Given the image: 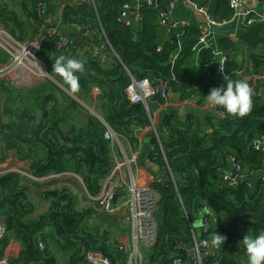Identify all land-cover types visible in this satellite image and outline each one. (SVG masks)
<instances>
[{
    "label": "trees",
    "instance_id": "1",
    "mask_svg": "<svg viewBox=\"0 0 264 264\" xmlns=\"http://www.w3.org/2000/svg\"><path fill=\"white\" fill-rule=\"evenodd\" d=\"M190 1L212 2V16L217 23L238 16L229 0ZM152 2L86 0L80 5H67L60 15H55L52 0H0V27L21 42L33 38L32 34L35 38L43 37L39 56L49 74L70 91L63 79L52 72L61 50L57 47L58 39L49 35V29L57 27L62 35L67 34L75 46L65 50L66 57L85 62L84 71L79 74L80 90L73 94L83 99L99 90L97 111L114 131L135 145L136 129L151 125L150 113L153 116L156 108L150 104L148 111L143 104L130 102L126 89L134 79L161 78L180 101L196 100V108L184 118L178 112L161 116L159 127L167 160L158 153L157 140H151L155 150L150 148V158L161 167H170L180 195L171 172L167 171L163 185L157 186L161 194L157 213L159 234L156 245L147 253L146 264H172L176 256L190 262L188 252L176 247L188 246L195 235L199 236L197 229L200 239L213 241L216 233L226 237L220 247L213 245L215 254L205 264H247L239 241L247 233L258 235L264 231V153L252 147V141L264 134V99L260 93L264 86V20L250 14L237 38L225 33L222 27H214L211 34L225 58L224 73H220L214 46L197 49L204 34L203 25L193 20L183 31L174 28L168 34L160 26V13L173 0ZM126 3L136 8L140 5L139 20L129 11L131 23L122 21ZM39 4H45L46 8L39 11ZM263 4L264 0H260L257 9ZM193 13L185 0H178L173 17L175 21L188 20L184 17H193ZM3 52L6 58L0 52V65L9 62L8 54ZM196 54L202 67L197 66ZM245 55L252 66L244 72L240 58ZM246 74L252 78L247 79ZM225 77L233 81L243 78L252 86V108L244 117L229 115L220 108L225 115L209 114L205 96L213 87L226 85ZM51 82L23 89L0 83V91L5 93L0 97V164L11 150H16L19 161H30V171L35 177L71 172L81 177L89 194L96 195L101 181L113 168L105 139L107 125ZM21 92L31 93V100L35 101L31 108L22 107L17 115L13 104L18 102L17 95ZM157 98L165 104L160 96ZM234 164L241 166L240 173L246 179L232 183L225 178L232 174ZM34 196L48 203L47 211L38 219L32 218L37 210ZM79 201L70 187L51 186L40 191L21 174L0 176V224L7 227V236L0 243V264L7 261L14 249L19 251L14 264L85 263L88 252L101 253L113 261L122 258L123 251L112 232L92 228L89 223L93 220V209L80 210ZM206 207L210 210L205 217L209 229L204 231V227L195 228L189 220L194 224ZM50 241L65 252L63 262L48 253ZM41 242L44 248L40 247Z\"/></svg>",
    "mask_w": 264,
    "mask_h": 264
},
{
    "label": "built area",
    "instance_id": "2",
    "mask_svg": "<svg viewBox=\"0 0 264 264\" xmlns=\"http://www.w3.org/2000/svg\"><path fill=\"white\" fill-rule=\"evenodd\" d=\"M83 2H86V0H76L70 5H80ZM177 2L178 0H173L168 9L160 13V26L164 27L168 34H171L174 28L183 31L184 28L190 24L188 20L175 21L173 14ZM185 2L196 14L202 16L204 19V34L199 43V45H201L205 41V37L213 33L214 27L219 24L212 16L213 3L196 4L190 0H185ZM148 3L152 4L153 2L152 0H148ZM244 3H246V0H229V5L236 11ZM137 7L139 8L140 5H137ZM45 8V4L38 5L39 11H43ZM133 8L135 9L136 7L131 3H126L123 7L121 19L126 24L131 23V20L128 18V13L132 11ZM250 14H257L264 20V4L260 10L256 7L255 9H247L244 13L240 14L242 24L246 23ZM49 35L58 39L57 47L58 50H61L60 55L66 57L65 50L75 46L73 40L66 35H62L57 27L51 28L49 30ZM43 41V37H38L21 42L15 39L4 28L0 27V48L9 56V62L0 65V83L4 82V84L9 87L20 89L31 86V84L35 83L40 77H49L46 63L39 56ZM224 60L223 58L217 64V70L220 73H224V67L220 65L224 64ZM126 95L131 103H141L148 111H151L149 109L150 104H153V107L158 106L157 110H159L166 107L167 103L170 102L169 85L165 80L158 77L140 81L134 79L127 87ZM157 96H160V98L165 101V104H162ZM216 112L218 115H225V112L220 109H216ZM150 116L152 118L150 126L136 129L134 136L138 139V144L135 145V143L127 137L114 131L101 115H97L108 128L105 133V139L109 143V157L113 163V168L111 173L101 181V189L96 195L89 194L81 177L71 172L39 178L31 174L30 161H27L28 165L26 168H24V164L14 163L16 166H12L11 159L0 164V176L7 173H18L39 183L49 182L50 180L56 181L60 177H65L67 179L73 178L76 181H81L87 191V197L92 204V209L94 211L93 216L96 217L99 212H108L111 215L117 216L120 222V228L115 229L107 222L98 221L101 224L99 230L104 231L108 229L112 232L113 236H117L114 232H119L120 236L124 233L130 234V239L125 240L124 243L118 241L117 237L113 238L119 242L118 248L122 250L124 254L118 261H113L101 253L88 252L86 254L85 263L64 264H146L148 262L147 253L156 245L159 234L157 213L160 208L161 194L157 186L163 185L165 178H167L165 177L166 172H171L169 166L164 165L161 167L157 162L152 160L150 156L149 161L142 159L141 146L145 138H149L150 141L155 138L160 149L158 153L164 160H167V155L161 140L162 133L160 127L155 124L152 113H150ZM163 131L166 132L164 128ZM252 147L255 151L264 153V134L252 141ZM152 148L155 150V146L152 145ZM151 163L152 165H157L162 174L157 177L145 178L142 176L141 169L149 170V168H151ZM233 170L237 172L238 179H246V175L242 172L240 173L241 166L239 164H234ZM262 174H264V170ZM231 176V174H227L225 178L235 183L238 179H232ZM171 179L177 193L180 195L176 179L173 175ZM96 202L100 203V209L96 208ZM209 213L210 210L206 207L203 209V218L197 219L201 220L204 231L209 229V226H207V219L205 218ZM189 222L193 225L190 220ZM6 236L7 227L5 224H0V243ZM193 241L194 253L193 255L188 253L191 256L190 262H186L182 257L176 256L172 264H205V262L215 254L212 241L203 238L200 239V235H195ZM40 247L44 248L42 242L40 243ZM176 249L178 251L182 250L188 252L186 245L178 244Z\"/></svg>",
    "mask_w": 264,
    "mask_h": 264
},
{
    "label": "crops",
    "instance_id": "3",
    "mask_svg": "<svg viewBox=\"0 0 264 264\" xmlns=\"http://www.w3.org/2000/svg\"><path fill=\"white\" fill-rule=\"evenodd\" d=\"M52 1H54V6L53 7L55 9V15H60L62 9L65 6L72 4L76 0H52ZM131 13H132L133 17L135 18V20H138V18H139L138 8L134 9V11H131ZM237 14H238V16H236L235 18H233L231 21L225 22V23H222V24L221 23L217 24V26L219 28L222 27V30H224L225 33L233 36L234 38H237V36L240 35L241 30H242V28L244 26V24H242V22H241L240 13L237 12ZM184 18H188V20H189L190 23H192V21L194 20L197 23H199L200 25H204V19H203V17L200 16V15H198V14H196L195 12L193 13V17H190L189 18V17L186 16ZM65 35H67V34H65ZM70 36L71 37H75V38H78L79 37V35L77 36L76 34H71ZM162 38H163V40H166L167 36H166L165 33H163V37ZM82 39L83 38H81V40ZM215 39H216V37H213L212 34H208L205 37V41L203 42V44L198 45L197 46V49L200 50L201 48L203 49V48H206L208 46H214V48H215V56H216L217 62H219L220 60H222L224 58V56H223L222 52H220V50L217 47V45L215 44ZM240 61H241L242 65H243L244 72L248 68H250L252 66V61H251V59L249 58L248 55L242 56L240 58ZM196 63H197V66H199V67L201 66L197 54H196ZM244 72L242 71V73H244ZM246 76H247V79H251L252 78V75L246 74ZM99 93H100L99 90L98 91L97 90H93L91 92V95H89L88 98H86V97L85 98L88 100V102H89V99L91 100V104L89 103V106L97 114L101 115L97 111L98 110L97 109V104L98 103L96 101V98L99 97ZM260 93H261V95H262V97L264 99V86L262 87ZM0 97H1V91H0ZM196 105H197L196 100L182 102V101H180V99H179V97L177 95H175L173 93H170V102L167 103V106L164 107V108H162V109H159V110H157V108L154 109V111H153L154 122H155V124L157 126H159L160 125V122H161V120H160L161 119V116H163V115H165L167 113H170V112H178L179 113V116L181 118H184L188 112H191V111H193L194 108H196ZM210 111L211 112H209V114H211L212 116L218 115L217 112H216V109L213 110V109L210 108ZM150 144L153 145L151 143L150 139L149 138H145V141H144V143L141 146L142 147V159L143 160L145 159V160L149 161V150H148V148H150ZM11 152H12V154L14 153L16 155V150H11ZM11 152H9V156H10L9 158H11ZM156 166L157 165H152V163H151V168H149V170L141 169L142 176L145 177V178L157 177L158 176V170H159V168H157ZM25 179L27 180V177L26 176H25ZM28 182L31 183L30 181H28ZM60 183L63 186H65V187L72 188L75 191V194L77 193L76 192V188L78 187L77 183H76V185H73L70 182H68V179L65 178V177L62 179V181H60ZM38 189L40 191L43 190V188L42 189L38 188ZM86 209H88V208H86ZM93 214H94V211H93ZM98 221L99 220L96 217L93 216V220L89 224L92 226V228H98L99 229L101 227V224ZM1 224H4V223H1ZM114 234H117V236H113V238H116L117 237V240L118 241H122L123 243L125 242V240H129L130 239V234L129 233H124L121 236H120V233L119 232H114ZM50 242L51 243H54L52 241H50ZM51 243H50V247H49V250L50 251H48V253L50 254L51 257L57 259L59 262H63L62 261V258L65 256V252H63V250L60 249V247L58 246V244H56V243L51 244ZM15 250L16 249H14L12 251H15ZM16 252H17V256H19L18 249L16 250ZM12 254L13 253L11 252L10 255L8 256V258L6 259L7 261L11 259V255ZM7 264H9V263H7ZM11 264H14V261H12Z\"/></svg>",
    "mask_w": 264,
    "mask_h": 264
},
{
    "label": "clouds",
    "instance_id": "4",
    "mask_svg": "<svg viewBox=\"0 0 264 264\" xmlns=\"http://www.w3.org/2000/svg\"><path fill=\"white\" fill-rule=\"evenodd\" d=\"M84 68V60L60 55L54 60L52 72L63 79L72 93H77L81 87L79 74ZM225 79L226 85L213 87L205 96L206 103L213 110L220 108L229 115L244 117L252 108V86L243 78L234 81ZM225 239V236L216 233L213 245L220 247ZM239 243H242L247 264H264V231L258 235L247 233Z\"/></svg>",
    "mask_w": 264,
    "mask_h": 264
},
{
    "label": "rangeland",
    "instance_id": "5",
    "mask_svg": "<svg viewBox=\"0 0 264 264\" xmlns=\"http://www.w3.org/2000/svg\"><path fill=\"white\" fill-rule=\"evenodd\" d=\"M31 37H33V38H35L36 37V35L34 36V34H32L31 35ZM1 49V48H0ZM3 49H1L0 50V52H1V54H2V56L4 55V50L2 51ZM4 58H6V55H4ZM48 69V68H47ZM196 70L198 71V72H200V73H202L203 72V70L202 69H197L196 68ZM48 74H49V71H48ZM51 79H54V77L51 75ZM49 77H47V76H45V77H40L35 83H33V84H37V83H42V82H48L50 85H51V81H53V80H51ZM51 80V81H50ZM55 81H57V80H55ZM58 82V81H57ZM59 83V82H58ZM53 84V83H52ZM60 84V83H59ZM32 85V84H31ZM58 85V84H57ZM61 85V84H60ZM62 86V85H61ZM52 87V86H51ZM62 87H64V86H62ZM65 88V87H64ZM20 89H23V88H20ZM31 89H32V91H33V93L34 94H37V93H35L34 92V88L33 87H31ZM66 89V88H65ZM67 91H69L68 89H66ZM70 92V91H69ZM71 94H73L72 92H70ZM4 91H1V95H3L4 96ZM75 95V94H74ZM76 96V98L80 101V102H82L83 104H85L89 109H91V110H93L90 106H89V103L91 104V100L89 99V102H88V100L86 99V98H83V99H81V97H79V96H77V95H75ZM17 99H18V102L16 103V104H13L14 106H16L15 107V110H16V112H17V115H20V112H19V110H21V108L22 107H28V108H31V104H33V102L35 101V98H33L32 100H31V93H27L26 95L23 93V92H21L19 95H17ZM21 106V107H20ZM18 107H20V108H18ZM154 108H158V106H156V107H153V109ZM1 111H2V108L0 107V114H1ZM150 148H152V145L150 144ZM150 148H148V150L150 151ZM11 152V151H10ZM10 157V156H9ZM7 158L6 159V161L7 160H10L11 159V165L12 166H16V164H24L25 165V167L24 168H26L27 167V165H28V163H27V161H20L19 162V160L17 159V157H16V155L13 153L12 154V152H11V158ZM14 163H16V164H14ZM232 177V176H231ZM236 179H238L239 177L236 175V177H235ZM62 177H60V178H58L56 181L55 180H50L49 182H55V185L53 186V188H56V187H58V188H62V187H65V186H63L61 183H60V181H62ZM232 179H234V178H232ZM49 182H47V183H49ZM77 182V185H78V187L76 188V194L79 196V199H80V210H84V209H86V208H92V204H91V202H90V200H89V198L87 197V191H86V189H85V187H84V185H83V183L81 182V181H76ZM33 193V192H32ZM29 194H31V192H29ZM33 200H34V203L36 204V206H37V210H36V213L33 215V219H38V218H40V215L41 214H44L46 211H47V208H48V206H47V202H44V201H41V199L39 198V197H37V196H34V198H33ZM203 213L201 214V216L199 217L200 219L201 218H203ZM198 230V235H200V230L199 229H197ZM12 255H11V259L10 260H8V261H6V263L5 264H7V263H9V264H11L12 263V261H14V259L17 257V252H16V250L15 251H12Z\"/></svg>",
    "mask_w": 264,
    "mask_h": 264
},
{
    "label": "water",
    "instance_id": "6",
    "mask_svg": "<svg viewBox=\"0 0 264 264\" xmlns=\"http://www.w3.org/2000/svg\"><path fill=\"white\" fill-rule=\"evenodd\" d=\"M259 2H260V0H246V3H244L242 6H240V8L237 10V12L238 13H240V14H242V13H244L247 9H255L257 6H258V4H259ZM132 11H134V8L132 9ZM138 20H139V18H138ZM49 76V78L51 79L52 77H51V75L49 74L48 75ZM51 80H53L56 84H58L62 89H64L66 92H68L74 99H76L78 102H80L77 98H76V96L74 95V94H71L69 91H67L64 87H62L57 81H55V79H51ZM82 105H84L87 109H89L85 104H83L82 102H80ZM89 111L93 114V115H95V116H97L98 114L95 112V111H92V110H90L89 109ZM157 168H159L158 166H156ZM232 178H235L236 177V175H237V172L236 171H232ZM27 180L28 181H30L31 182V184L33 185V186H36L37 188H40V189H44V188H48V187H50V186H54L55 185V182H49V183H47V182H44V183H39V182H36L35 180H31V179H28L27 178ZM68 182H70L71 184H73V185H76V180H74L73 178H70V179H68ZM95 206H96V208L97 209H100V203L99 202H96L95 203ZM96 218L99 220V221H101V222H107L110 226H112L113 228H115V229H119L120 228V222H119V220H118V217L117 216H115V215H111V214H109L108 212H99L97 215H96ZM193 226L195 227V228H201L202 227V222H201V220H197V221H195L194 222V224H193ZM193 247H194V241H192V242H190L189 244H188V246H187V248H188V253L190 254V255H193V253H194V251H193Z\"/></svg>",
    "mask_w": 264,
    "mask_h": 264
},
{
    "label": "bare ground",
    "instance_id": "7",
    "mask_svg": "<svg viewBox=\"0 0 264 264\" xmlns=\"http://www.w3.org/2000/svg\"><path fill=\"white\" fill-rule=\"evenodd\" d=\"M32 69V68H31ZM33 70V69H32ZM41 73V72H40ZM44 73V72H43ZM42 75H44V74H42Z\"/></svg>",
    "mask_w": 264,
    "mask_h": 264
}]
</instances>
